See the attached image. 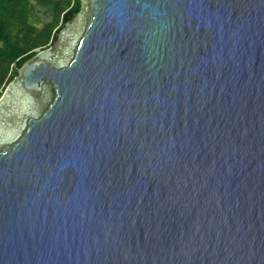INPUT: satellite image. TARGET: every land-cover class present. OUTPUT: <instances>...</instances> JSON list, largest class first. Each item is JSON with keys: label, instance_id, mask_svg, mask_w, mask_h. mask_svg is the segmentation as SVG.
<instances>
[{"label": "water", "instance_id": "95a60500", "mask_svg": "<svg viewBox=\"0 0 264 264\" xmlns=\"http://www.w3.org/2000/svg\"><path fill=\"white\" fill-rule=\"evenodd\" d=\"M0 95V264H264V0H80Z\"/></svg>", "mask_w": 264, "mask_h": 264}, {"label": "trees", "instance_id": "16d2710c", "mask_svg": "<svg viewBox=\"0 0 264 264\" xmlns=\"http://www.w3.org/2000/svg\"><path fill=\"white\" fill-rule=\"evenodd\" d=\"M80 5V0H54L39 19L32 15L31 0H0V95L26 60L56 40Z\"/></svg>", "mask_w": 264, "mask_h": 264}, {"label": "crops", "instance_id": "0c3cea01", "mask_svg": "<svg viewBox=\"0 0 264 264\" xmlns=\"http://www.w3.org/2000/svg\"><path fill=\"white\" fill-rule=\"evenodd\" d=\"M54 0H31L32 15L41 19L43 15L48 11Z\"/></svg>", "mask_w": 264, "mask_h": 264}]
</instances>
